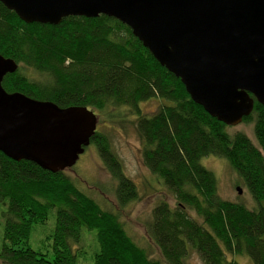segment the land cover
<instances>
[{
	"label": "trees",
	"instance_id": "trees-1",
	"mask_svg": "<svg viewBox=\"0 0 264 264\" xmlns=\"http://www.w3.org/2000/svg\"><path fill=\"white\" fill-rule=\"evenodd\" d=\"M0 55L17 64L1 82L7 93L63 109L85 107L104 127L131 115L142 163L174 201H158L144 226L159 254L153 259L131 239L118 213L78 189L64 171L51 173L0 152L3 264H186L191 253L203 264H237L235 256L264 264V106L254 101L241 122L252 124L251 139L234 132L195 104L129 27L103 15L26 24L0 3ZM151 99L161 105L145 116L141 104ZM90 144L116 184L118 208L137 202L136 185L125 176L108 136L96 130ZM210 156L224 159L240 178L251 208L219 197L217 179L201 164ZM51 212L50 249L35 250L31 232ZM86 236L92 238L87 245Z\"/></svg>",
	"mask_w": 264,
	"mask_h": 264
},
{
	"label": "water",
	"instance_id": "water-1",
	"mask_svg": "<svg viewBox=\"0 0 264 264\" xmlns=\"http://www.w3.org/2000/svg\"><path fill=\"white\" fill-rule=\"evenodd\" d=\"M24 23L114 18L181 81L212 118L235 127L264 106V0H0ZM17 64L0 55V152L56 173L78 161L96 131L85 107L59 108L1 86ZM238 194L241 193L237 187Z\"/></svg>",
	"mask_w": 264,
	"mask_h": 264
},
{
	"label": "rangeland",
	"instance_id": "rangeland-1",
	"mask_svg": "<svg viewBox=\"0 0 264 264\" xmlns=\"http://www.w3.org/2000/svg\"><path fill=\"white\" fill-rule=\"evenodd\" d=\"M160 105L161 102L157 99L144 102L141 104L143 115H153ZM126 112L130 113L129 111ZM96 128V130L103 131L108 136L114 153L121 161L125 176L136 185L139 200L128 204L121 210L118 208L114 197L116 184L107 173L105 165L92 144L84 149L75 165L64 170V172L78 189L93 198L98 204H101L103 208L118 213L120 221L123 222V226L131 239L139 247L145 249L150 258L159 259L158 251L146 236L144 226L150 220V211L158 201H166L170 206H174V201L159 179L144 167L141 158V143L137 137L135 122L131 115H128L125 121H119L115 125H106L105 127L97 121ZM233 131L243 132L250 139L253 136L251 123L237 125ZM201 164L212 172L217 179V192L221 199L232 202L238 201L248 208L252 207L253 202L248 191L224 159L212 156L205 157L201 160ZM237 187L240 188V194L236 191ZM191 216L194 215L191 214ZM53 225L54 212H51L44 225H37L33 228L30 235V245L33 249L49 251L50 247L46 238L51 233ZM83 233L94 234L93 231L87 232L86 230H83ZM84 240L85 245H87L91 243L92 238L86 236ZM94 247H96V244ZM88 254L89 251L86 254L87 257ZM232 258L235 259L237 264H253L245 256ZM0 264L3 263L0 261ZM186 264L203 263L196 253H191Z\"/></svg>",
	"mask_w": 264,
	"mask_h": 264
}]
</instances>
